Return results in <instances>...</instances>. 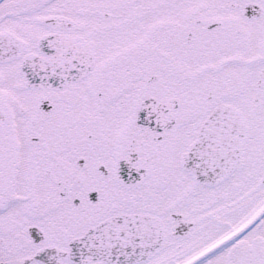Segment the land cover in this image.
Listing matches in <instances>:
<instances>
[{
  "label": "snow or ice",
  "instance_id": "1",
  "mask_svg": "<svg viewBox=\"0 0 264 264\" xmlns=\"http://www.w3.org/2000/svg\"><path fill=\"white\" fill-rule=\"evenodd\" d=\"M0 264H264V0H0Z\"/></svg>",
  "mask_w": 264,
  "mask_h": 264
}]
</instances>
